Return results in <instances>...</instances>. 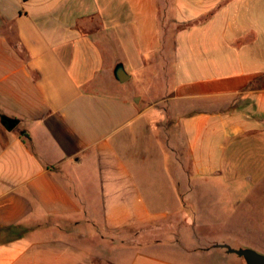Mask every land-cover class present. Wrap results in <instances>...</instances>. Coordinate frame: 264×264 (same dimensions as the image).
Wrapping results in <instances>:
<instances>
[{
  "label": "crops",
  "instance_id": "crops-1",
  "mask_svg": "<svg viewBox=\"0 0 264 264\" xmlns=\"http://www.w3.org/2000/svg\"><path fill=\"white\" fill-rule=\"evenodd\" d=\"M261 137L264 0H0V264H247L192 201Z\"/></svg>",
  "mask_w": 264,
  "mask_h": 264
},
{
  "label": "rangeland",
  "instance_id": "rangeland-1",
  "mask_svg": "<svg viewBox=\"0 0 264 264\" xmlns=\"http://www.w3.org/2000/svg\"><path fill=\"white\" fill-rule=\"evenodd\" d=\"M126 69L132 76L120 84L125 91L135 92L134 97L149 88L144 81L160 77L159 71L135 72L130 64ZM148 73L155 77L147 76ZM196 185L204 194L202 199L192 201L195 242L199 246L228 243L235 248H253L264 254V137L250 143L246 139L235 145L227 154L224 176ZM162 224L165 231H155L153 223L144 228L142 238L151 240L155 235L168 238L171 222ZM217 249L223 253L227 251L223 247ZM231 255L244 259L235 253Z\"/></svg>",
  "mask_w": 264,
  "mask_h": 264
},
{
  "label": "water",
  "instance_id": "water-1",
  "mask_svg": "<svg viewBox=\"0 0 264 264\" xmlns=\"http://www.w3.org/2000/svg\"><path fill=\"white\" fill-rule=\"evenodd\" d=\"M114 74L121 82L126 81L130 77L122 62L116 65ZM218 246L226 248L229 253H235L243 257L247 264H264V254L253 248H235L228 243L218 244Z\"/></svg>",
  "mask_w": 264,
  "mask_h": 264
}]
</instances>
